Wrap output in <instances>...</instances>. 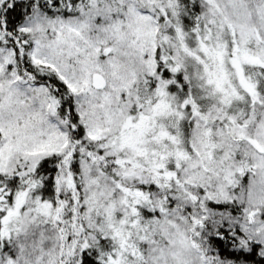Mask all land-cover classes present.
Returning a JSON list of instances; mask_svg holds the SVG:
<instances>
[{
  "label": "snow or ice",
  "instance_id": "snow-or-ice-1",
  "mask_svg": "<svg viewBox=\"0 0 264 264\" xmlns=\"http://www.w3.org/2000/svg\"><path fill=\"white\" fill-rule=\"evenodd\" d=\"M0 264H264V0H0Z\"/></svg>",
  "mask_w": 264,
  "mask_h": 264
}]
</instances>
